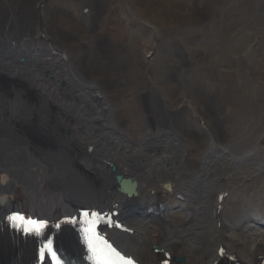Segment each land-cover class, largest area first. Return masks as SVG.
Masks as SVG:
<instances>
[{"label": "bare ground", "instance_id": "bare-ground-1", "mask_svg": "<svg viewBox=\"0 0 264 264\" xmlns=\"http://www.w3.org/2000/svg\"><path fill=\"white\" fill-rule=\"evenodd\" d=\"M112 1L125 24L110 22L105 0H38L28 18L23 0H0V264H54L57 238L93 258V223L134 264H264V112L246 100L262 94L264 74L244 52L253 38L224 44L236 12L246 36L264 38V0ZM86 7L90 26H71ZM207 50L234 71L230 101L242 114L199 97L189 64ZM26 145L33 156L17 150ZM121 178L136 180V197ZM9 217L43 226L4 232ZM74 224L84 227L77 241L56 229Z\"/></svg>", "mask_w": 264, "mask_h": 264}, {"label": "rangeland", "instance_id": "rangeland-1", "mask_svg": "<svg viewBox=\"0 0 264 264\" xmlns=\"http://www.w3.org/2000/svg\"><path fill=\"white\" fill-rule=\"evenodd\" d=\"M15 2H17V0H14ZM38 0H23L24 3V7L21 10L22 12V16H24V18H28L30 16L31 11L33 12V9L35 7V3H37ZM107 3V7L105 8V12L108 14L107 18H110V22L112 21H119L122 24H125V15H123L121 12H118V7L115 6L117 5L116 3L112 4V0H105ZM192 1V0H190ZM193 3V1H192ZM194 5H196L195 3H193ZM54 6H59L58 3H54ZM161 10V9H160ZM171 9L169 6H167L166 12H169ZM75 9L69 7L68 12L67 13H74ZM193 12V11H191ZM77 13L79 16H74L72 15V20L70 21L72 24L71 26H80L83 28H87L89 27V17L90 14L93 16V9L90 7H86L85 10H81L77 8ZM189 13V12H188ZM195 14H197V12H194ZM199 14V13H198ZM200 15V14H199ZM199 17V16H198ZM242 14L240 12H236L233 16H231L229 18V20L227 21V26H226V34H227V38L228 41H225L224 44H235L238 40H251L252 38L254 39V43L250 44L249 47L247 48L246 51L244 52H252L250 53L249 56H256V60L254 62L253 65V69L257 70V73H262L264 74V38L262 37L261 39H257L253 36H246L247 31L248 30H243L244 29V24L245 23H241L239 21L242 20ZM261 18V17H259ZM57 22L56 20H52ZM107 21L106 16L101 17L97 23H95V25L97 26V28L99 26H102L103 23ZM239 22V23H238ZM238 23V24H237ZM206 25V23H204V26ZM212 26L214 27V29L216 30H222L224 27L221 23H212ZM117 28L116 25L112 26V31ZM262 29L260 28V26H247L246 29ZM195 29V28H193ZM198 29V28H196ZM243 30V31H242ZM231 35V36H230ZM139 36V35H138ZM141 36V35H140ZM199 35H195V37H197ZM239 36V37H238ZM194 35L192 36L193 39H197L195 38ZM238 37V38H236ZM140 38V37H139ZM233 38V39H232ZM149 39V38H148ZM220 41V40H218ZM118 47L120 49H123V42H120ZM151 45L149 46L148 43L145 44L144 49L146 51H150ZM195 48V46H194ZM209 49V48H208ZM192 51V49H191ZM208 55H211V53L207 50ZM147 53V52H146ZM191 62V60H190ZM191 67V75L193 76V81L196 85V89L199 91V97H203L206 98L213 107L219 108V111H222L223 113H225L224 111H229V112H236L239 114H242V110L239 109L240 106L238 105H233L230 101L232 100L231 94L233 91V87L231 88L232 85H234L233 81L229 79L228 76L231 75H226L227 72L233 74L234 71L228 70L227 68H225L223 65H220L217 60L211 55L207 58V60L205 59L204 63H201L199 59H197L195 57L193 63H191V65L189 64V68ZM49 70L51 71V68H49ZM248 71V67L246 69L243 70V75ZM253 78L255 79H259V78H263L261 77V75H253ZM66 81V84L68 83L69 79L68 78H63ZM65 87V86H62ZM235 87V86H234ZM166 91H175V86L174 83H169L166 85ZM243 90H246V86H243ZM262 94L260 93V91H251V97L247 96L246 100L250 101L251 103H254V107H259L260 109H256L254 108V113H256L257 111L261 110L264 112V89L262 90ZM245 92H249V91H245ZM128 94H130L128 96ZM132 94L130 91H126L124 93V100L129 104H131L132 106V101L131 98ZM233 97L235 98V96L233 95ZM245 98V97H244ZM247 101V102H248ZM119 104V103H118ZM122 106H126V104L122 105ZM208 109H210L209 107H207ZM229 109V110H227ZM225 118V121H232L235 119H238L237 117H223ZM224 121V122H225ZM237 121V120H236ZM178 128V127H177ZM179 132V129H178ZM20 153L26 154L27 156H33L35 154L34 150H28V149H24V151H20Z\"/></svg>", "mask_w": 264, "mask_h": 264}, {"label": "snow or ice", "instance_id": "snow-or-ice-1", "mask_svg": "<svg viewBox=\"0 0 264 264\" xmlns=\"http://www.w3.org/2000/svg\"><path fill=\"white\" fill-rule=\"evenodd\" d=\"M83 215L87 216L88 213L85 212ZM93 215H97L93 213ZM10 220L12 219H22L20 217H9ZM29 225L32 226L33 229H37L38 227H42V222L37 221H28ZM32 230V229H30ZM87 235L85 236V239L89 245L90 250L93 252V258L95 259V264H134V262L130 259H126L125 257L121 256L120 253L116 252L114 248L111 247V245L107 244V241H102L100 237L96 235L95 232V226L86 229ZM103 245V247H101ZM49 254L52 256L54 260V264H61V261L59 257L57 256L56 252L51 249V247L48 248ZM115 255L116 257H119V261L113 260L112 255ZM41 256L43 258L44 252L41 251Z\"/></svg>", "mask_w": 264, "mask_h": 264}, {"label": "water", "instance_id": "water-1", "mask_svg": "<svg viewBox=\"0 0 264 264\" xmlns=\"http://www.w3.org/2000/svg\"><path fill=\"white\" fill-rule=\"evenodd\" d=\"M121 183H122V186H123V188H124V184L126 183V181L123 180V179L121 178ZM124 189H125V188H124Z\"/></svg>", "mask_w": 264, "mask_h": 264}]
</instances>
